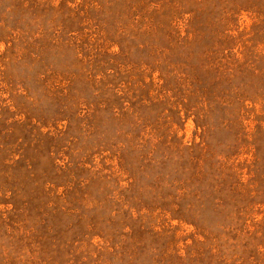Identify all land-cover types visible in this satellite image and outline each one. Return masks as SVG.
<instances>
[{
  "label": "rangeland",
  "instance_id": "1",
  "mask_svg": "<svg viewBox=\"0 0 264 264\" xmlns=\"http://www.w3.org/2000/svg\"><path fill=\"white\" fill-rule=\"evenodd\" d=\"M0 264H264V0H0Z\"/></svg>",
  "mask_w": 264,
  "mask_h": 264
}]
</instances>
